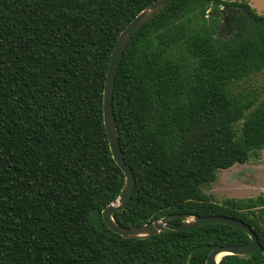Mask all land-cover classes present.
Segmentation results:
<instances>
[{
    "label": "trees",
    "instance_id": "1",
    "mask_svg": "<svg viewBox=\"0 0 264 264\" xmlns=\"http://www.w3.org/2000/svg\"><path fill=\"white\" fill-rule=\"evenodd\" d=\"M153 1L0 0V264H205L215 246L251 240L222 223L126 238L103 220L125 183L104 120L108 65L121 31ZM263 69L264 14L247 1L172 0L133 34L113 93L136 178L118 224L228 215L264 249L263 195L218 203L205 192L221 169L264 150V99L241 85Z\"/></svg>",
    "mask_w": 264,
    "mask_h": 264
},
{
    "label": "water",
    "instance_id": "2",
    "mask_svg": "<svg viewBox=\"0 0 264 264\" xmlns=\"http://www.w3.org/2000/svg\"><path fill=\"white\" fill-rule=\"evenodd\" d=\"M171 1L172 0H155L139 12L121 31L110 57L104 90V120L111 151L117 164L125 173V183L118 198L109 203L102 210L103 220L109 229L126 238H148L168 229L187 230L206 223L229 224L246 232L251 240L244 244H221L215 246L208 253L205 264H219L222 257L227 254H235L241 258L249 259L261 251L264 256V249L262 248L258 234L248 223L233 216L169 212L164 216L157 217L142 225L133 227L120 225L114 219L113 215L116 211L123 210L129 205L136 184L134 172L125 161L114 115L113 93L118 65L133 34L152 18L161 13ZM174 219H182L183 222L181 224H176L173 222ZM188 264L191 263L188 261Z\"/></svg>",
    "mask_w": 264,
    "mask_h": 264
},
{
    "label": "rangeland",
    "instance_id": "3",
    "mask_svg": "<svg viewBox=\"0 0 264 264\" xmlns=\"http://www.w3.org/2000/svg\"><path fill=\"white\" fill-rule=\"evenodd\" d=\"M247 1L260 14H264V0H228ZM236 8H230L227 13L228 22L224 25L223 34H227L233 27V13ZM243 87L258 93V99H264V69L254 74L250 79L241 82ZM205 192L215 202H222L226 198H248L264 196V150L252 156L246 163H237L227 169H221L218 179L205 188Z\"/></svg>",
    "mask_w": 264,
    "mask_h": 264
}]
</instances>
